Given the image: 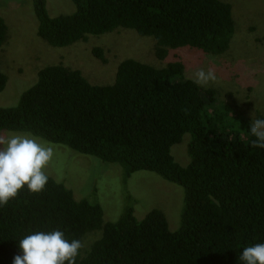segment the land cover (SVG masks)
Returning a JSON list of instances; mask_svg holds the SVG:
<instances>
[{
	"label": "trees",
	"instance_id": "16d2710c",
	"mask_svg": "<svg viewBox=\"0 0 264 264\" xmlns=\"http://www.w3.org/2000/svg\"><path fill=\"white\" fill-rule=\"evenodd\" d=\"M71 1L73 12L50 16L46 0H32L36 35L49 46L132 31L152 41L163 61L185 47L221 55L235 32L232 5L223 0ZM8 32L0 14V48ZM91 53L107 62L100 46ZM184 70L179 58L156 65L126 57L110 83L94 84L81 70L54 62L39 68L15 105L0 106V131L118 164L124 184L144 170L183 190L179 227L171 231L160 209L137 219L129 193L120 216L104 221L99 202L75 198L48 175L41 192L25 186L0 208V264H12L24 236L54 229L82 242L76 264H240L244 247L264 243V149L252 145L251 120ZM7 81L0 65V92ZM185 136L189 160L181 165L171 147Z\"/></svg>",
	"mask_w": 264,
	"mask_h": 264
},
{
	"label": "rangeland",
	"instance_id": "374dc122",
	"mask_svg": "<svg viewBox=\"0 0 264 264\" xmlns=\"http://www.w3.org/2000/svg\"><path fill=\"white\" fill-rule=\"evenodd\" d=\"M232 7L235 32L229 48L221 55H210L197 50L179 48L170 50L166 59L158 60L153 54V44L132 31H115L99 37H89L85 42L57 48L43 42L36 35L32 15V0H0V14L8 25V37L0 48V65L8 81L0 92V106H13L22 91L31 86L36 73L44 65L63 63L81 70L94 84H108L114 76L117 63L132 57L151 64H165L179 58L185 65V75L194 79L201 68L215 71L217 80L207 86L216 89L220 100L233 110H240L246 118H264V0H223ZM50 16L74 11L71 0H46ZM100 46L107 62L97 60L91 53ZM234 129L233 127H229ZM12 134H28L1 130L0 139ZM32 136V135H31ZM50 146L52 158L45 168L52 176L70 188L75 198L97 201L103 209V220L114 221L123 211L129 193L136 201L133 213L142 219L153 208L162 210L171 231L179 227L183 204L182 188L149 171H136L124 184L123 169L115 163L103 162L61 145L32 136ZM188 137L171 147L174 159L186 165ZM93 188L96 189L93 195ZM95 236L90 235L86 244Z\"/></svg>",
	"mask_w": 264,
	"mask_h": 264
},
{
	"label": "clouds",
	"instance_id": "9594fccd",
	"mask_svg": "<svg viewBox=\"0 0 264 264\" xmlns=\"http://www.w3.org/2000/svg\"><path fill=\"white\" fill-rule=\"evenodd\" d=\"M217 80L213 69H199L193 83L207 86ZM255 137L252 145L264 149V118L252 119L248 129ZM53 155L52 148L31 134H12L0 139V208L17 197L21 190L41 192L48 182L45 168ZM79 239L68 240L63 231H35L18 241L19 254L12 264H76L82 248ZM240 264H264V243L243 248Z\"/></svg>",
	"mask_w": 264,
	"mask_h": 264
}]
</instances>
